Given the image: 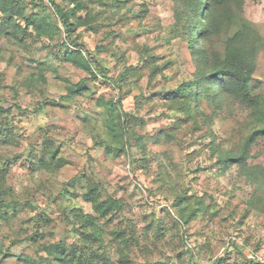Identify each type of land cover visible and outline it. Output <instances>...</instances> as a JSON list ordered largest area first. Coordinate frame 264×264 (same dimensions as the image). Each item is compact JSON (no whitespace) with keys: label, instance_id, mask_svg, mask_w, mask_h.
Wrapping results in <instances>:
<instances>
[{"label":"rangeland","instance_id":"374dc122","mask_svg":"<svg viewBox=\"0 0 264 264\" xmlns=\"http://www.w3.org/2000/svg\"><path fill=\"white\" fill-rule=\"evenodd\" d=\"M88 1L96 14L94 28L78 27L77 40L108 77L87 80L88 91L72 98L66 97L67 85L86 72L64 60V35L49 40L31 33L22 43L0 35V106L10 109V114L0 113V126L14 140L0 143V244L10 252L0 256V264H24L21 254L56 264L36 250L37 244L54 241L88 243L107 257L106 264L264 262V194L256 197V185L239 174L236 164L217 165L208 147V132L218 147H237L247 132L246 110L224 103L215 113L203 105L211 118L207 125L200 115L181 124L177 104L167 99L194 72L186 42L174 32L173 1ZM243 14L264 36V0H244ZM154 63L160 68L151 74ZM255 65L253 92L264 94V50ZM38 73L43 83L23 84ZM40 103L43 109L34 113ZM109 116L116 126L127 118L134 132L126 135L123 152L105 149ZM174 122L181 124L175 137L152 140L163 129L173 131ZM49 143L61 159L58 169L26 161ZM250 154L248 165L264 164V139L252 145ZM91 184L99 200L117 199L122 208L98 216L101 241L88 242L79 230L88 233L93 227L80 225L73 212L95 214L82 197ZM183 193L188 199L177 202ZM37 226L33 244L26 238Z\"/></svg>","mask_w":264,"mask_h":264},{"label":"trees","instance_id":"16d2710c","mask_svg":"<svg viewBox=\"0 0 264 264\" xmlns=\"http://www.w3.org/2000/svg\"><path fill=\"white\" fill-rule=\"evenodd\" d=\"M47 1L49 9L44 0H0V35L16 43H22L25 36L31 33L49 40L61 38L64 35L65 40L60 42L64 60L86 72V76L78 82L67 85L66 97L72 98L88 91L87 80L95 81L99 76L108 77L102 63L85 48L82 42L77 40L78 27L85 26L87 29H93L96 14L90 8L88 0ZM172 1L174 32L186 42L194 72L193 78L181 84L176 89L175 95L168 96L167 99L171 105L177 104L178 109L175 108V110L181 113L180 117L183 121L181 124L190 119L195 121L200 115L202 123L207 125L211 118L201 109L203 105L209 106L215 113L216 109L224 103H235L246 110L247 132L237 147L230 149L218 147L210 132L207 134V137H211L208 147L212 156H216V164L221 168L236 164L239 167V174L244 175L256 185L255 195L259 198L261 192L264 194V164L248 165L247 160L250 158L252 145L259 139H264V94L253 92L254 85H252L257 54L264 50V36L257 26L244 16V0ZM38 8L40 12L37 11ZM44 8L51 14L45 12ZM68 42L72 47L67 44ZM159 68L160 66L154 63L150 73L155 74ZM38 80L41 83L44 82L42 73L27 76L23 84L31 85ZM116 87L119 91L122 90L121 84L117 82ZM115 102L119 104L120 100ZM115 102L110 104L115 106ZM44 103L38 104L34 113L41 111ZM16 109L20 111L19 106ZM3 112L10 114V109L0 106V113ZM121 120L118 126L115 125L113 117L109 116L107 120L105 133L110 137L105 144L107 152L125 151L126 135L128 136L129 132L134 134L127 118L123 117ZM181 124L174 122L173 131L163 129L152 137V140L158 143L164 138L175 137L174 130ZM194 125V129H197L195 128L197 124ZM10 136L11 133L0 126V143H14ZM141 138L137 136V143L140 145ZM36 157L28 154L26 161L33 164L36 160L37 167L47 170L58 169L62 165L61 159L57 158L56 151L52 150L50 143L48 149H42ZM185 194L178 195L177 202L182 203L188 199L184 198ZM82 197L91 203L95 214H81L71 210L74 211V217L79 219L80 225L93 227V230L88 233L79 231L81 235H86L85 241H101L99 231L96 229L98 228L96 218L105 217L113 210H121L122 204L111 197L99 200V191L95 184L89 185ZM262 200L264 203V197ZM37 233H40L38 226L26 239L35 244L33 240L36 239L34 235ZM123 243L126 244V240ZM89 246L91 245L88 243L66 246L61 241H54L37 244L36 250L44 252L46 260L51 259L56 264H106L107 257L90 249ZM236 248L238 249L237 246ZM0 256L2 258L10 256L9 250L3 249L1 244ZM18 259L24 264H40L41 262L28 254H21ZM212 264H222V259H216Z\"/></svg>","mask_w":264,"mask_h":264},{"label":"built area","instance_id":"2783aa9c","mask_svg":"<svg viewBox=\"0 0 264 264\" xmlns=\"http://www.w3.org/2000/svg\"><path fill=\"white\" fill-rule=\"evenodd\" d=\"M249 257H250V258L252 257L251 254H249Z\"/></svg>","mask_w":264,"mask_h":264}]
</instances>
